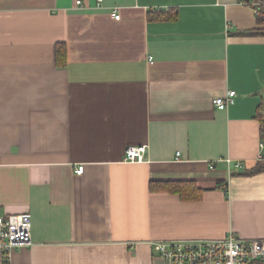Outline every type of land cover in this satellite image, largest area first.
<instances>
[{
  "label": "crops",
  "instance_id": "obj_1",
  "mask_svg": "<svg viewBox=\"0 0 264 264\" xmlns=\"http://www.w3.org/2000/svg\"><path fill=\"white\" fill-rule=\"evenodd\" d=\"M76 1L0 0V214H32L14 263L165 264L156 242L264 239V172L242 175L264 154V37L244 34L254 7ZM169 10L177 20L149 17ZM130 145L147 146L144 162L125 161Z\"/></svg>",
  "mask_w": 264,
  "mask_h": 264
},
{
  "label": "built area",
  "instance_id": "obj_2",
  "mask_svg": "<svg viewBox=\"0 0 264 264\" xmlns=\"http://www.w3.org/2000/svg\"><path fill=\"white\" fill-rule=\"evenodd\" d=\"M241 3L255 7L257 3L250 0H240ZM78 5L82 0H77ZM99 4L103 0H98ZM119 9L113 8L115 18L119 20ZM232 28L228 25V29ZM152 59V58H150ZM237 92L231 90L225 97L215 98L214 105L222 110L227 109L235 102ZM264 148V145H262ZM147 146L130 145L125 151V161L141 163L146 160ZM180 152L177 153V159ZM262 157V156H261ZM226 161L232 170L242 169V162ZM1 164V155H0ZM211 168L215 166L210 165ZM84 172V166H78L77 174ZM32 240V214L24 212L19 214H0V264H15L13 254L18 248L29 247ZM154 249L164 259L165 264H253L261 261L264 264V239H246L234 233H229L221 239H190L159 241L154 244Z\"/></svg>",
  "mask_w": 264,
  "mask_h": 264
},
{
  "label": "trees",
  "instance_id": "obj_3",
  "mask_svg": "<svg viewBox=\"0 0 264 264\" xmlns=\"http://www.w3.org/2000/svg\"><path fill=\"white\" fill-rule=\"evenodd\" d=\"M252 3H257L255 7L258 9V28L244 32L245 35H258L264 37V0H250ZM149 17L152 20H159V21H174L177 20L179 15L178 12L169 10L168 12L164 11H156L150 13ZM56 59L58 66H65L67 64V47L64 43H60L57 45L56 48ZM263 100L262 103L259 105L257 110V119L260 123V138L261 142L264 144V90H263ZM264 149V148H263ZM264 172V154L262 155L261 159L257 162V164L251 170L242 172V175H255L258 173ZM221 183V182H220ZM219 183V184H220ZM182 184L175 183V182H164V183H151V190L152 191H169V192H180V194L185 197H188L187 194L183 190ZM222 188L228 192V185H222ZM201 196V195H200ZM199 196V197H200ZM185 199V198H184ZM253 264H263L261 261H255Z\"/></svg>",
  "mask_w": 264,
  "mask_h": 264
}]
</instances>
